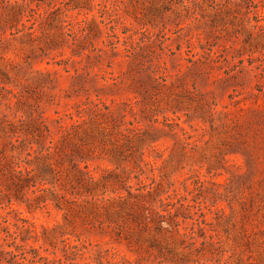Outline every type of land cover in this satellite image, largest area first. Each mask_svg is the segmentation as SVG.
Returning <instances> with one entry per match:
<instances>
[{"label":"rangeland","instance_id":"1","mask_svg":"<svg viewBox=\"0 0 264 264\" xmlns=\"http://www.w3.org/2000/svg\"><path fill=\"white\" fill-rule=\"evenodd\" d=\"M96 2L0 0L3 264H87L84 255L98 240L121 246V231L111 227L114 211L136 221L139 209L130 210L127 199L116 198L131 193L123 192L120 176L107 171L108 165L136 168L152 163L153 149H170L166 166L177 174L174 191L195 207L189 186L222 170L229 156L242 151L245 132L264 133V71L249 77L238 67L260 60L256 53L264 49V33L246 34L242 47L231 52L244 58L222 70L230 58L228 8L214 7L202 30L185 26L181 32L180 24L163 15L172 0H100L105 7L91 15ZM109 3L121 6L120 15L106 20ZM121 15L138 27L129 31ZM213 107L227 110L216 120L231 121V134L222 139L220 127L213 126ZM17 112L24 119L10 118ZM15 137L22 139L13 145ZM194 139L204 140L211 159L196 181L183 176L193 162L184 149L191 152ZM30 145L49 151L35 156L22 174L13 173L6 153ZM246 160L248 174L233 175L225 187L248 192L247 220L264 209V169L255 154ZM101 170V179L93 182L90 177ZM210 179L221 183L219 175ZM202 195L218 193L209 185L196 198ZM100 197L107 202L99 204ZM107 251L97 249L89 259L100 264Z\"/></svg>","mask_w":264,"mask_h":264},{"label":"clouds","instance_id":"2","mask_svg":"<svg viewBox=\"0 0 264 264\" xmlns=\"http://www.w3.org/2000/svg\"><path fill=\"white\" fill-rule=\"evenodd\" d=\"M164 3H169V0H164ZM104 7L105 5L97 0L90 14L95 15L97 9ZM120 7L109 3L104 18L107 20L109 14L120 15ZM214 7L228 8L231 12L228 20L233 21L225 25V30L230 33L228 41L230 58L220 66L223 70L234 65L237 59L244 58V54L231 56V52L242 47L246 34L251 33L255 36L264 33V0H172L169 11L163 15L166 19L172 20V23L180 24L181 32L185 26H197L200 31L207 14ZM120 19L129 25V31L138 27L127 17L121 15ZM158 27L159 25L150 28L149 34ZM140 31H143V28ZM140 31H137V35H140ZM256 55L260 56V60L252 65L238 66L245 68L249 77L253 73L264 71V49ZM256 64L260 67L257 68ZM252 83L253 81L249 79L247 87L250 88ZM244 94L245 92H240L241 96ZM223 111L227 110L212 108L213 126L220 127L221 139L231 134L230 120L215 119L217 113ZM10 118L24 119L18 112ZM20 139L22 138H12L11 143L15 145ZM188 147L191 152L188 149L184 151L193 162L184 168L183 176L196 181L211 159L204 140L196 142L194 139ZM47 151H49L47 148L38 150L35 145H30L26 146L23 152L8 151L5 158L10 163L13 173L22 174L24 167L31 166L35 156H43ZM25 153L32 155L26 156ZM252 154L257 158L258 168L264 169V133L255 135L251 131L245 132L242 137V151L229 156L228 163L222 170L217 169L208 177H201L197 183L189 186L186 191L195 200V207L192 206V200L182 199L181 193L178 190L174 191L178 189L177 174L175 170H170L166 166L170 159V149L164 151L153 149L150 153L152 163H141L136 168L108 165L107 171H115L120 176L123 192L131 193L130 198L122 193L116 198L127 199L130 210L139 209V219L136 221L125 219L124 213L115 210L111 227L121 231L122 245L117 246L111 241L105 243L98 240L89 247L84 260L87 264H94L89 259L93 252L98 249L104 253V250L108 249L107 253L102 255L100 264H264V209H261L255 218L246 220L243 203L248 192L239 187L232 189L225 187L233 175L248 174L246 156ZM196 156L201 158L196 159ZM25 160L28 162L27 165L24 163ZM3 162L4 160L0 159V164ZM103 174L101 170L100 174L92 175L90 179L93 182L98 181ZM213 174L220 176L221 183L211 184L210 177ZM165 181H171V186L165 187ZM251 183L249 181L250 185ZM209 185L218 193L216 198H211L210 195L196 198L197 193ZM157 187L161 188L159 193L154 192ZM106 202L104 197L98 198L99 204ZM201 212L204 213L203 216L200 215ZM202 220L204 223H201ZM0 264H3V261H0Z\"/></svg>","mask_w":264,"mask_h":264}]
</instances>
